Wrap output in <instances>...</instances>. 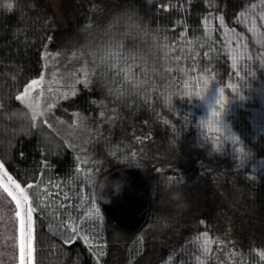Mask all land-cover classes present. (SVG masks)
I'll return each mask as SVG.
<instances>
[{
    "label": "trees",
    "instance_id": "16d2710c",
    "mask_svg": "<svg viewBox=\"0 0 264 264\" xmlns=\"http://www.w3.org/2000/svg\"><path fill=\"white\" fill-rule=\"evenodd\" d=\"M56 2L63 6L60 14L35 0H0V161L30 192L49 178L57 190L55 204L65 212L63 226H69L74 208L77 223L85 218L74 181L75 152L18 96L40 74L43 51L53 41L106 11L104 28L115 30L119 62L131 63V74L140 73L144 81L133 89L139 93L129 109L100 113L99 133L116 144L120 134L119 143L129 146L105 156L132 158L107 160L97 178L126 165L145 176L151 202L146 222L134 231L113 223L99 207L105 221L98 227L97 246L63 239L37 213L34 264H264V135L255 127L253 103L243 106L228 84L234 71L226 53L232 48L228 35H239L257 68L264 69L257 37L264 0H190L177 29L159 16L162 0ZM189 78L195 87L208 84L228 97L226 118L236 144L201 128L199 107V113H189L183 97ZM15 213L0 187V264H18ZM203 242L206 249L197 254Z\"/></svg>",
    "mask_w": 264,
    "mask_h": 264
},
{
    "label": "rangeland",
    "instance_id": "374dc122",
    "mask_svg": "<svg viewBox=\"0 0 264 264\" xmlns=\"http://www.w3.org/2000/svg\"><path fill=\"white\" fill-rule=\"evenodd\" d=\"M50 1L46 0V5L39 1L35 2L47 10L57 9L60 14L63 10L61 2L52 0L50 6L48 5ZM189 1L162 0L158 14L162 19L174 24L175 27L179 26L185 22L190 11ZM104 15H107L106 11L98 10L92 17L87 18L85 23L72 27L64 37L53 41L51 47L43 51L40 74L18 96L22 97L19 101L35 117H41L44 124L64 137L75 152L73 170L76 180L74 181H76V192L80 203L84 199L81 203L83 209L80 215L85 217L77 223L79 214L75 217L77 209L74 208L71 215L67 216L70 227L63 226L60 216L65 212L60 208L62 207L60 203L55 204V200L58 199L55 194L57 190L50 188L49 178L43 177L33 188V192H30L29 188H23L14 180L0 161V165H2L0 167V187L3 191L7 189L5 193L16 208L18 264H34L33 240L37 213L43 214L49 221L51 230L63 239L71 241L80 238L88 244L97 246L99 244L97 241L98 227L101 228V221L102 223L105 221L99 212L101 206L98 188L101 180L98 181L97 176L103 164H107V160L126 161V158L128 160L132 158L130 155L105 156L108 151L117 154L129 146L124 142L119 143L118 136L121 137L120 134L117 135L116 144L114 140L99 133L97 129V125L102 122L100 113L104 109H113V111L114 109L122 110L125 107L129 109L132 100L134 101L135 96L139 93L133 89H140L141 83L144 81L140 73L131 74V63L124 66L119 62L121 57H117V55H121L122 49L112 42L115 36L113 27L104 28L103 22L106 21ZM257 30V37L264 49V26ZM226 42L232 45V48L226 50V53L229 55L234 71L229 77L228 84L243 106H251L253 103L252 111L254 113L251 115L254 116L255 127L258 132L264 135V69L257 68L247 42H244L239 35H228ZM121 67L126 71H122ZM192 82L193 80L190 78L187 80V88L183 93L189 113L193 115L199 113L197 111L199 107L202 112L201 116L196 115L199 126L214 132L220 139L230 140L236 144L238 140L233 135L226 118L228 97L221 90L211 88L208 84L195 87ZM247 88L248 95L246 94L247 97H245L243 92ZM77 90L78 92L74 93ZM248 96L252 100H249ZM196 124H198L197 121ZM128 168L124 165L120 166L118 170ZM9 177L11 180L8 179ZM17 184L20 185V189L15 187ZM21 190L23 191L21 192ZM9 191L13 193L12 196L8 194ZM47 191L54 194H48ZM67 192L65 195L69 196L70 193ZM24 195L28 197L27 203L22 201ZM13 196L16 199H13ZM18 200L22 201L19 208L17 207ZM28 206L36 209L32 216L30 249L25 215ZM71 210L72 208H65V211L70 212ZM18 211L21 212V216H24L25 221L23 253L21 252V217L17 216ZM88 221L89 225L84 227V223ZM75 223L78 227L72 226ZM82 231L83 233H81ZM204 249H206V243H199L197 254ZM21 255H23V261Z\"/></svg>",
    "mask_w": 264,
    "mask_h": 264
},
{
    "label": "water",
    "instance_id": "95a60500",
    "mask_svg": "<svg viewBox=\"0 0 264 264\" xmlns=\"http://www.w3.org/2000/svg\"><path fill=\"white\" fill-rule=\"evenodd\" d=\"M117 182L123 184L118 194L113 191V184ZM98 191L101 209L116 225L134 231L146 222L151 196L142 173L130 168L111 172L103 177Z\"/></svg>",
    "mask_w": 264,
    "mask_h": 264
},
{
    "label": "snow or ice",
    "instance_id": "6c2138e0",
    "mask_svg": "<svg viewBox=\"0 0 264 264\" xmlns=\"http://www.w3.org/2000/svg\"><path fill=\"white\" fill-rule=\"evenodd\" d=\"M7 7L9 8V9H11L12 8V4H7ZM18 99H22V97H18ZM217 102H219V101H217ZM215 114V113H214ZM0 167H2V165H0ZM9 180H11V177H9L8 178ZM17 189H20V185H16L15 186ZM5 191H7V189H5ZM23 190H21V192H22ZM8 194L10 195V196H12L13 195V193L12 192H8ZM13 199H16V197L15 196H13ZM22 201L24 202V203H27V201H28V197H27V195H24L23 197H22ZM22 201H20V200H18L17 201V207L19 208L20 207V205H21V202ZM37 207H38V205H37ZM36 209H34L33 207H31V206H28L27 208H26V211H25V215H26V218H27V239H28V242H29V249L31 248V236H32V216H33V212L35 211ZM17 216H20L21 217V235H22V241H21V252L23 253V237H24V228H25V221H24V216H21V212H17ZM29 259H31V257H29ZM21 260L23 261V255H21Z\"/></svg>",
    "mask_w": 264,
    "mask_h": 264
},
{
    "label": "clouds",
    "instance_id": "9594fccd",
    "mask_svg": "<svg viewBox=\"0 0 264 264\" xmlns=\"http://www.w3.org/2000/svg\"><path fill=\"white\" fill-rule=\"evenodd\" d=\"M122 187H123V184L121 182L114 183L113 191L118 194L121 191Z\"/></svg>",
    "mask_w": 264,
    "mask_h": 264
},
{
    "label": "flooded vegetation",
    "instance_id": "af4514ba",
    "mask_svg": "<svg viewBox=\"0 0 264 264\" xmlns=\"http://www.w3.org/2000/svg\"><path fill=\"white\" fill-rule=\"evenodd\" d=\"M35 1H39L41 4L46 5V0H35Z\"/></svg>",
    "mask_w": 264,
    "mask_h": 264
}]
</instances>
